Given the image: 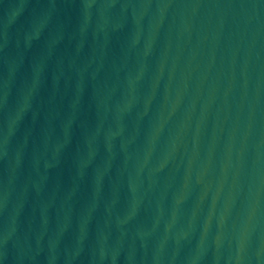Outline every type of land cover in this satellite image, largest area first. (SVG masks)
Instances as JSON below:
<instances>
[{
	"label": "water",
	"instance_id": "obj_1",
	"mask_svg": "<svg viewBox=\"0 0 264 264\" xmlns=\"http://www.w3.org/2000/svg\"><path fill=\"white\" fill-rule=\"evenodd\" d=\"M0 264H264V0H0Z\"/></svg>",
	"mask_w": 264,
	"mask_h": 264
}]
</instances>
